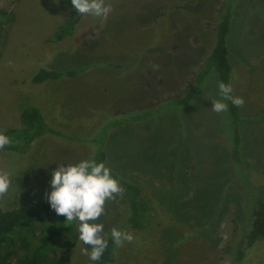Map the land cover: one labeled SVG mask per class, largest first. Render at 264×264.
<instances>
[{
  "label": "rangeland",
  "instance_id": "obj_1",
  "mask_svg": "<svg viewBox=\"0 0 264 264\" xmlns=\"http://www.w3.org/2000/svg\"><path fill=\"white\" fill-rule=\"evenodd\" d=\"M222 1L105 0V16L81 14L66 24L70 34L51 40L70 17L68 5L0 0V10L12 14L0 46V129L18 127L22 106L30 104L62 134H45L23 153L0 149V174L8 178L4 207L43 198L56 165L89 157V143L104 144L111 173L136 183L152 207L144 227L123 231L132 240L121 241L113 264H219L237 236L232 214L213 236L226 206L243 208L240 217L247 218L253 201L247 180L264 194V0L257 11L235 0L231 35L245 170L228 161L231 128L223 112L211 110L214 79L187 105L172 101L210 51ZM41 68L79 73L32 83ZM103 207L95 222L105 237L121 229L128 207L122 193ZM82 247L78 239L68 264L88 262ZM244 264H264V240L247 250Z\"/></svg>",
  "mask_w": 264,
  "mask_h": 264
},
{
  "label": "trees",
  "instance_id": "obj_2",
  "mask_svg": "<svg viewBox=\"0 0 264 264\" xmlns=\"http://www.w3.org/2000/svg\"><path fill=\"white\" fill-rule=\"evenodd\" d=\"M58 1L68 5L71 9V14L64 21V24L59 26L51 36V40H60L70 34V29L67 28L66 24L75 22L81 15L71 7V0ZM247 2L250 8L257 11L255 8L257 0L256 2L247 0ZM235 11V0L222 1L218 10L212 47L203 62H201L198 71L194 73V80L189 88L182 95L174 97L175 100L172 103L176 106H184L190 103L199 89L211 79L215 80L216 85L220 82L230 85V94L235 96L231 64V35L235 26ZM11 16L12 14L7 10H0V46L6 41L7 26L5 23L11 20ZM261 17L264 18L263 13ZM78 73L79 71L71 69L57 71L41 68L32 77L31 81L34 84H42L48 80L74 77ZM217 97L220 99L219 93ZM224 102L228 107L226 111H223V114L226 115L225 118L231 128V136L228 137V161L236 169L245 170L246 161L243 159L241 129V124L244 120L242 108L240 105H232L227 100ZM148 114L151 115V113ZM138 119L142 120L144 117L142 115L137 116ZM0 134L6 135L10 141L9 144L0 149L18 153L26 151L35 139L45 134L62 135L59 131L49 126L37 106L30 104H25L21 108L20 125L18 127L1 128ZM89 147V155H94L97 162L103 161L105 164L107 159L105 145L101 144L96 147L94 143H89ZM243 174L246 175V173ZM118 182L123 189L122 195L128 207L127 216L121 225L120 231L123 232L128 228L139 229L144 227L150 217L151 205L144 201L141 196L142 190L136 183L125 178L118 179ZM247 182L251 191H253L252 207L248 215H246L247 218L241 219L240 217L243 208L227 205L213 234V236L216 234L220 223L226 215L232 214V221L235 224L234 230L237 236L233 245L226 248L227 254L224 257L221 256L219 264H244L247 250L257 241L264 240V194L260 192L261 187L253 185L249 180ZM226 211H229V213L226 214ZM199 223L192 224L190 227L193 229L198 228ZM209 224L207 223V225ZM78 235L74 221H65L62 215L57 216L54 211L50 210L45 194L43 198L36 200L34 203L14 208H5L0 197V264H68L71 251L77 244ZM104 238L108 243L100 259L95 262L88 260L86 264H113V255L119 245L113 242L110 234ZM167 253L168 251L165 254Z\"/></svg>",
  "mask_w": 264,
  "mask_h": 264
},
{
  "label": "clouds",
  "instance_id": "obj_3",
  "mask_svg": "<svg viewBox=\"0 0 264 264\" xmlns=\"http://www.w3.org/2000/svg\"><path fill=\"white\" fill-rule=\"evenodd\" d=\"M70 3L75 12L94 17H103L110 10L105 0H71ZM217 88L220 99L211 101L212 111H226L228 105L225 100L234 106L243 103L241 97L230 94V85L220 82ZM9 142L6 135L0 134V148ZM48 183L49 191L45 193V199L50 210L57 216L62 215L65 221L77 222L78 239L84 245L81 254L86 255L90 261L99 260L108 242L101 235L103 224L95 221L104 213L105 201L112 200L116 194L122 193L118 179L103 161L97 162L94 155H89L75 164L56 165ZM7 188V174H0V193L5 192ZM110 235L117 245L122 240H132L130 233H124L117 228H112Z\"/></svg>",
  "mask_w": 264,
  "mask_h": 264
}]
</instances>
